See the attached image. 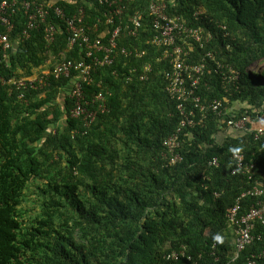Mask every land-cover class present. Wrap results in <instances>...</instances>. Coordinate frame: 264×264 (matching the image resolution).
<instances>
[{
	"label": "trees",
	"instance_id": "obj_1",
	"mask_svg": "<svg viewBox=\"0 0 264 264\" xmlns=\"http://www.w3.org/2000/svg\"><path fill=\"white\" fill-rule=\"evenodd\" d=\"M128 5L144 9L145 0ZM167 11L213 34L203 48H192L193 62L206 51L215 55L197 90L201 103L225 96L228 107L243 104L234 113L248 115L251 131L224 132L221 118L207 109L202 124L179 133L181 162L167 165L163 140L180 114L164 89L168 65L155 59L161 48L145 41L154 34L146 12L138 35L118 43L141 47L143 58L120 57L95 71L108 109L86 131L81 118L66 115L72 101L60 96L71 79L26 89L22 98L20 90L0 84V264H247L252 253L264 250V224L257 222L261 240L233 259L234 233L225 218L240 193L260 183L264 189V134L253 137L255 130L264 132V0H171ZM87 12V22L94 21L97 12ZM25 18L18 10L12 35ZM65 45L64 32L47 48L42 32L34 31L10 50L0 75L30 74L49 51L59 57ZM145 61L153 66L149 79L125 83L127 68ZM217 62L225 74L238 75L227 92ZM85 87L90 97L99 90ZM64 114L65 122H58ZM235 151L254 163L250 178L229 174ZM213 157L216 167L208 165ZM256 199L264 203V192ZM251 202L254 197L242 198L244 211ZM216 234L218 248L211 249ZM182 246L183 255L167 258Z\"/></svg>",
	"mask_w": 264,
	"mask_h": 264
},
{
	"label": "built area",
	"instance_id": "obj_2",
	"mask_svg": "<svg viewBox=\"0 0 264 264\" xmlns=\"http://www.w3.org/2000/svg\"><path fill=\"white\" fill-rule=\"evenodd\" d=\"M170 1L145 0L147 5L144 10L142 8L131 10L128 5L130 0H0V64L8 63L10 50L19 41L28 39L33 30H41L43 40L48 46L55 41L57 34L64 32L66 51L77 48L78 53L82 54L81 58L73 60L63 57L50 68H44L42 73L43 77L50 75L55 79H71L73 93L79 98L83 93V84L92 82V74L97 69L115 65L120 57H132L136 60L143 58L146 53L141 47L135 44L118 47V43L124 35L132 37L138 35L142 25V13L146 12L150 16L154 34L145 41L151 46L161 48L155 59L168 65L163 72L166 91L176 101V108L180 114L177 128L163 141L165 147L163 157L167 160V165H174L182 160L178 150L181 145L179 133L185 127L202 124L206 119L207 109L218 119L221 118V123L225 124L221 127L223 131L246 132L251 129L248 127V115L245 113L238 118L234 114L227 120L222 118L230 112L225 96L201 103V96L196 91L205 75L207 59L213 60L215 55L211 51H206L198 61L193 62L192 48L196 45L203 48L213 39V34L201 27L189 26L180 16L169 15L167 8ZM90 9L97 13L94 21L87 22L86 19L90 16L87 10ZM18 10H22L26 18L18 34L12 35L16 28ZM216 64L217 68L222 70L220 71L222 85L227 92L228 84L234 83L238 75L234 70H229V74H225L226 68L222 63ZM140 71L139 78L147 79L148 74L153 71L152 63L143 62ZM43 77L10 79L0 76V82L11 83L16 88L27 85L33 87L36 82L41 83L48 79ZM96 97L102 99V94L99 93ZM80 112L82 111L78 106L74 113ZM262 134L263 130L258 129L255 130L253 137L258 139ZM208 165L216 167L218 158L210 159ZM230 165L231 174L242 172L249 178L254 169V163L247 162L243 153L239 151L231 154ZM262 185L260 183L242 192L226 213L228 225L232 227L235 235V257L254 241L261 239V235L255 233L254 228L257 222L264 224V203L256 199L264 192ZM246 195L254 197V202H251L244 211L242 198ZM171 256L175 257L176 253ZM247 264H264V250L251 254Z\"/></svg>",
	"mask_w": 264,
	"mask_h": 264
},
{
	"label": "clouds",
	"instance_id": "obj_3",
	"mask_svg": "<svg viewBox=\"0 0 264 264\" xmlns=\"http://www.w3.org/2000/svg\"><path fill=\"white\" fill-rule=\"evenodd\" d=\"M147 5V3L145 4V6ZM144 9H145V7H144ZM143 9V10H144ZM170 15V14H169ZM224 27V26H223ZM34 31H38V30H33L32 32H34ZM41 31V30H40ZM32 32H31V34H32ZM31 34H30V36H31ZM42 37H43V34H42ZM30 38V37H29ZM29 38L28 39H26V40H29ZM25 40V41H26ZM56 40V39H55ZM45 42V41H44ZM55 42V41H54ZM53 42V43H54ZM65 42H66V40H65ZM52 43V44H53ZM46 44V43H45ZM51 44V45H52ZM18 45V44H17ZM51 45H47L46 44V46H47V48H49ZM13 50L15 49V46L12 48ZM71 51H74L76 54H79L78 53V49L76 48L75 50H70V51H66V45H65V50L63 51V52H60L59 54H58V56L59 57H55L56 55H54V54H52L50 51H49V57H48V59L46 60V62L44 63V64H42V65H40L39 67H37V68H35L34 70H33V72L32 73H30V74H27V75H23V76H11V77H6V78H10V79H13V78H20V77H26V78H32V77H37V78H39V77H43V69L44 68H50L51 66H52V64L53 63H55V62H59L63 57H65V58H67V59H73V60H79L80 58H81V55L82 54H79V56H78V58L76 59V58H73V57H69V56H67L66 55V52H71ZM10 57V56H9ZM135 61H138V60H136V59H134ZM143 63V62H142ZM142 63H134V64H131L128 68H127V75L125 76V78H124V81H125V83H130L132 80H138V81H145V80H148L149 79V77H150V74L151 73H149L148 74V78L147 79H145V80H141L140 78H139V76H140V74H141V71H140V68H141V65H142ZM123 65H125V64H123ZM137 67V68H136ZM135 68H136V70H135ZM166 69V68H165ZM126 71V68H124V70L122 71V72H125ZM94 73L95 72H93V74H92V78H93V80H92V82H90V84H83V88H82V91H83V93L81 94V97H77L74 93H73V84H72V81H70L69 82V85L67 86V87H64L63 88V90L61 91V93H60V96L62 97L64 94H66V96H68V98L72 101V104L70 105V107H69V109H68V111H67V113H66V115L69 117V118H81L82 120H83V126H84V131H86V130H88L91 126H92V124L97 120V115H98V112H100V111H104L105 109H108L107 108V100H106V98H107V95H108V93H107V91L106 92H104L103 91V87H102V84H103V81H102V79L101 78H99V79H96L95 78V76H94ZM116 73V70H115V72L113 73V74H115ZM42 75V76H41ZM0 76H3V75H0ZM164 76V75H163ZM5 77V76H4ZM43 78H48L46 81L44 80V82H41V83H38V82H36L35 84L36 85H34L33 87H30L29 85H27V86H25V87H21V88H16V86H14V85H12L11 83H2V82H0V84L2 85V86H7L8 87V90L11 92L13 89H16V90H20L21 91V93H20V95H19V98H22L23 97V93H22V91H24V90H26V89H33V90H43L45 87H47L49 84H50V82L52 81V80H59V79H55V78H53V77H50V75L49 76H47V77H43ZM60 79H62V78H60ZM63 79H66V78H63ZM165 80V79H164ZM92 84H94L96 87H98L99 88V90L96 92V93H94V94H91V95H93L92 97H90V96H88V94H87V92H86V87H85V85H92ZM200 84H204L203 83V80L201 81V83ZM164 89H165V91H166V82H165V87H164ZM198 90V89H197ZM197 92V91H196ZM99 93H101L102 94V99H98L96 96L99 94ZM166 93H167V91H166ZM168 94V93H167ZM198 94V93H197ZM169 95V94H168ZM199 95V94H198ZM220 98H222V97H220ZM80 107V109H81V111L82 112H80L79 114H76V113H74V110L77 108V107ZM234 113V112H233ZM236 113H234V115H235ZM65 114L61 117V120H59L58 122H62V123H64L65 122V118L67 117ZM232 115V114H231ZM230 115V116H231ZM241 116V115H240ZM240 116H238V117H240ZM235 117H236V115H235ZM238 117H236V118H238ZM55 129H53V131H54ZM224 132H227V133H229V132H236V131H234V130H227V131H225L224 130ZM71 133H73V134H75V131H73V132H71ZM169 136V135H168ZM165 138H167V137H165ZM164 138V139H165ZM164 141V140H163ZM236 152V151H235ZM244 155V154H243ZM245 157V156H244ZM246 159V158H245ZM246 161H247V159H246ZM247 162H252V161H247ZM218 166V165H217ZM230 168H231V165H230V163H229V165H228V169H229V174L230 175H236V174H231L230 173ZM240 173V172H239ZM242 173V172H241ZM238 174V173H237ZM241 194V193H240ZM239 194V195H240ZM238 195V196H239ZM236 200V199H235ZM235 200H234V203H235ZM234 203L232 204V206L234 205ZM231 206V207H232ZM230 207V208H231ZM229 210V208L227 209V211ZM227 211H226V213H227ZM225 218H226V214H225ZM226 223H227V225H228V222H227V219H226ZM229 226V225H228ZM231 229H232V227L231 226H229ZM233 231V230H232ZM233 233H234V231H233ZM235 236V235H234ZM220 239V237L218 236V234H216L215 236H214V240H213V242H212V244H211V249H216V248H218L217 246H218V240ZM261 240V239H260ZM260 240H258V241H260ZM184 250H185V247L184 246H182L181 248H180V250H172V251H170L168 254H167V258H172V259H175V258H177L178 257V255H183L184 254ZM243 251V250H242ZM241 251V252H242ZM260 251H262V250H259L258 252H260ZM235 252H236V250H235V244H234V255H233V259H235L236 257H235ZM174 253H176V256L175 257H173V256H171L172 254H174ZM253 254V253H252ZM239 255V254H238ZM251 256V255H250ZM250 256H249V258H250ZM248 258V259H249ZM247 259V260H248Z\"/></svg>",
	"mask_w": 264,
	"mask_h": 264
},
{
	"label": "crops",
	"instance_id": "obj_4",
	"mask_svg": "<svg viewBox=\"0 0 264 264\" xmlns=\"http://www.w3.org/2000/svg\"><path fill=\"white\" fill-rule=\"evenodd\" d=\"M243 104L238 103L237 101H234L233 104L231 106H229V110L231 112H236L237 110H239L240 108H243ZM246 106V104H245ZM264 122V119H263ZM257 124H259V122H256ZM261 123V122H260Z\"/></svg>",
	"mask_w": 264,
	"mask_h": 264
}]
</instances>
